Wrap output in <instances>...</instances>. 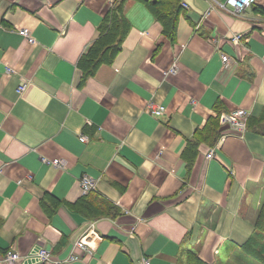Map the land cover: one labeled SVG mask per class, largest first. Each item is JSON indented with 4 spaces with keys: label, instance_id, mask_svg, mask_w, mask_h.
Listing matches in <instances>:
<instances>
[{
    "label": "crops",
    "instance_id": "0c3cea01",
    "mask_svg": "<svg viewBox=\"0 0 264 264\" xmlns=\"http://www.w3.org/2000/svg\"><path fill=\"white\" fill-rule=\"evenodd\" d=\"M115 1L0 0V264L10 248L17 264H40L41 248L61 264H182L187 250L260 263L243 246L264 204V0L241 16L182 0L174 41L147 0H129L121 51L82 84ZM236 111L243 131L220 121ZM217 116L218 142L196 138ZM94 196L121 214L93 217Z\"/></svg>",
    "mask_w": 264,
    "mask_h": 264
},
{
    "label": "trees",
    "instance_id": "16d2710c",
    "mask_svg": "<svg viewBox=\"0 0 264 264\" xmlns=\"http://www.w3.org/2000/svg\"><path fill=\"white\" fill-rule=\"evenodd\" d=\"M127 1L129 0L115 1L99 28L100 35L98 39L92 44L87 53L82 56L79 62V67L83 71L82 84H85L89 78L94 77L103 65L112 64L117 54L121 51L124 40L129 32V24L124 15V8ZM181 1L147 0L155 17L162 23L163 34L172 41L175 40L178 17L182 12V6H180ZM196 138L212 140L213 145L216 144L220 139L219 116L215 119H210L205 130L199 131ZM194 141L197 143L194 146H197L198 141ZM83 207L90 215L97 218H116L121 214L116 206L105 200H99L95 196L94 199L86 200V204ZM254 227V234L243 246V249L250 257L252 256L256 261L264 264V204L258 212ZM181 263L207 264L198 254L191 250H187L185 259Z\"/></svg>",
    "mask_w": 264,
    "mask_h": 264
},
{
    "label": "built area",
    "instance_id": "2783aa9c",
    "mask_svg": "<svg viewBox=\"0 0 264 264\" xmlns=\"http://www.w3.org/2000/svg\"><path fill=\"white\" fill-rule=\"evenodd\" d=\"M257 2H258V0H221V1L217 2V5L221 9L226 10L229 13H232L236 16H241L246 12V10H248L249 8L254 6ZM182 6L185 7V4L183 3ZM19 35L26 38L30 43L34 42V38L31 36L30 31L28 29L27 30H25V29L21 30L19 32ZM239 39H240V36L236 37L235 41H238ZM221 60L224 63H227L229 59H228V56L223 55ZM10 72H12V70H10ZM25 87H26L25 84L20 86V88L18 89V93H22L24 91ZM156 106L157 105L151 103L148 107V111L152 115H155V116L164 115V113H165L164 108L159 107V106L156 107ZM238 115L244 116L245 114L242 111H236V112H233V113L227 114V115L222 114L220 117V121L222 124H225L227 122H231V123H233V125H235V127L238 130L243 131V130H245V126L247 124L248 118H246V121H244V123H236L235 118ZM81 140L86 141L87 139L85 137H82ZM212 156H214V152L210 151L206 157L208 159H211V158H213ZM51 163L53 164V166L65 168V163L63 162V160L56 159V160H53ZM81 187H82L83 194L88 195L89 193L98 191V182L89 176H84L81 179ZM87 237L88 236L81 239L78 242L77 246L82 247V248H85L86 246L91 247L92 246V244L90 242L91 240ZM38 256H39L40 264H61V262L56 260L52 256L51 252L49 250H46L45 248L40 249ZM19 259H20V255L17 253L16 249L10 248L9 250H7V252L3 258V264H17ZM77 259H78L77 256L70 258V260H77ZM144 264H151L150 259H145Z\"/></svg>",
    "mask_w": 264,
    "mask_h": 264
},
{
    "label": "rangeland",
    "instance_id": "374dc122",
    "mask_svg": "<svg viewBox=\"0 0 264 264\" xmlns=\"http://www.w3.org/2000/svg\"><path fill=\"white\" fill-rule=\"evenodd\" d=\"M21 30H23V29H21ZM21 30H20V31H21ZM25 30H27V29H25ZM20 31H19V32H20ZM257 264H260V263H257Z\"/></svg>",
    "mask_w": 264,
    "mask_h": 264
}]
</instances>
